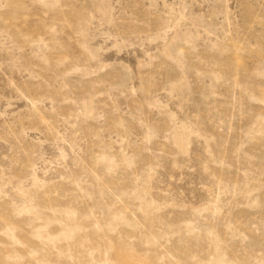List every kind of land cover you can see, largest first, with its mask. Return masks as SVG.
Listing matches in <instances>:
<instances>
[{"label":"rangeland","instance_id":"rangeland-1","mask_svg":"<svg viewBox=\"0 0 264 264\" xmlns=\"http://www.w3.org/2000/svg\"><path fill=\"white\" fill-rule=\"evenodd\" d=\"M0 264H264V0H0Z\"/></svg>","mask_w":264,"mask_h":264}]
</instances>
